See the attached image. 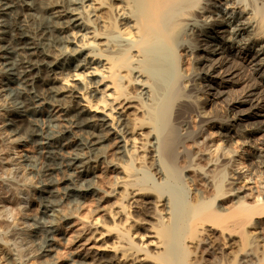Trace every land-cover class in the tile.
Wrapping results in <instances>:
<instances>
[{
  "label": "bare ground",
  "instance_id": "bare-ground-1",
  "mask_svg": "<svg viewBox=\"0 0 264 264\" xmlns=\"http://www.w3.org/2000/svg\"><path fill=\"white\" fill-rule=\"evenodd\" d=\"M225 1L223 6L222 0H52L49 3L0 0V77L4 79V82L0 79V98L6 96L12 100L9 110H0V139L4 140L3 134L8 131L10 137L25 136L23 142L36 148L35 156L25 155L18 162L11 158L7 164L10 171L22 165L38 176L36 188L43 215L27 225L35 237L32 245H25L28 253H13L10 262L36 263L35 258L51 251L57 228L70 219L71 213L60 214L61 208L79 204L77 199L94 191L95 175L90 165L104 162L105 151L101 149L110 139L117 141L121 159L125 158L121 165L115 163L123 176L116 179L118 191L113 188L110 191L111 195L121 196L120 206L116 203L118 212L115 210L119 216L112 217L113 222L120 217L127 222L129 210H139L140 204L162 208L159 212L163 216L155 210L159 216L157 226L150 225L146 234L139 232L126 239L124 234L132 228L128 226V230H123L126 233L115 235L116 240L110 244L113 227L98 233L103 245L99 251L110 256L96 264H145L149 259L158 263L156 257L162 255L160 250L165 246L167 250L163 252L167 256L162 260L166 264L171 259L172 264H186L172 252L180 240L192 243L201 230H211L218 232L231 247L237 241L236 233L244 232L255 219L264 218V147H253L259 150L258 167L263 176L260 200L255 202L232 182L228 190L224 189L225 174L217 178L209 176L212 172L209 168L215 170L224 155H237L235 149L222 146L223 139L239 136L234 130L236 110L242 107L250 110L246 118L249 121L257 115L263 116L257 122L261 126L245 136L242 141L245 146H249V138L264 133V0ZM102 9L101 17L103 14L105 20L99 19ZM211 9L220 18L223 14L231 17L228 21L223 19L225 22L211 21L209 15L205 16ZM227 26H234V36L246 35V41L228 44L224 39ZM194 53L201 55L195 57ZM185 57L199 63L198 73L189 76L175 69V63L178 65ZM194 78L199 81L197 88L190 83ZM185 79L188 84L182 86ZM207 88L217 98L230 90L238 94L240 102L225 105L221 114L214 117L203 118L197 112L199 125L190 133L186 115L198 106L194 99L196 92H205ZM130 116L137 118L131 120ZM204 123L215 128L219 136L215 159L210 160L206 170L192 164L176 169L179 153L184 151L177 152L183 141L194 137L201 138L200 142L207 141ZM253 156L252 152L250 164L254 163ZM146 157L154 161L151 168L154 172L148 177L150 184L138 178L144 172L141 167L131 168ZM188 168L201 174L202 193L209 198L206 201L197 191V203L177 208L176 202L166 194L171 187L166 192L161 186L160 191L154 179L165 183L170 178L178 182ZM58 174H62L59 180L54 177ZM232 175L238 176L236 170L233 169ZM55 186H60L61 191H55ZM227 193L232 194L226 197ZM0 199L2 218L16 206L10 198ZM175 219L180 221L177 223ZM135 237L138 242L133 244ZM187 247H182L183 252ZM205 250L213 255L214 264H242L251 253L238 250L227 262L224 259L227 253L222 249L207 246Z\"/></svg>",
  "mask_w": 264,
  "mask_h": 264
},
{
  "label": "rangeland",
  "instance_id": "rangeland-1",
  "mask_svg": "<svg viewBox=\"0 0 264 264\" xmlns=\"http://www.w3.org/2000/svg\"><path fill=\"white\" fill-rule=\"evenodd\" d=\"M51 1L52 0H45V2L47 3ZM221 4L224 6V4H226V1L222 0ZM102 11H104V9H102L101 12L99 13L100 14L99 19L105 20L103 14L101 17ZM208 15L210 16L209 20L212 19L211 21L215 20V22L219 20L221 21L223 19L225 21H228V19L231 17L229 14H223L224 17L220 18L221 15L214 13V9H211V12L207 13L205 16L207 17ZM202 19H205V17H203ZM209 20L207 19V22ZM224 20L223 22H225ZM230 27L227 26L226 31L224 33V39L228 44L229 43L230 44L231 43L242 44V42L246 41L247 39L246 35L242 34V36L241 35L234 36V31H235L233 28L234 26H230ZM197 54L199 56L201 55L199 53H194L193 56L196 57L198 56ZM187 58L188 57H185L182 60V62H180L178 65L175 63L176 65L175 69L181 74L193 76L194 74L199 72V68H200L199 63L192 61L190 58H189L190 60H188ZM1 62L2 60H0V63ZM0 79L4 82V79H2V77H0ZM184 82H183L184 84L182 83V86H185L188 84L187 83L188 81L186 82V79L184 80ZM190 83H192L193 86L197 88L198 86L197 83H199V81L194 78V80H192V82ZM5 97L6 96H3L0 98V110H3V111L9 110L12 107V100H10V98L8 97L6 98ZM194 97H195L194 99L196 100V101L194 100L195 103H198L196 104L198 105L196 108L197 111L194 110L186 115L187 117L186 120H188V123L190 126V129H189L190 133L195 132L199 125V122H198L199 116L197 112L200 111V114L201 116H203V118H208L210 116L214 117L215 115L217 116L221 114V111H223L225 105L230 104V103L240 102V99L238 98V94L234 92L232 93V91L230 90L225 91V93L222 96L217 98V96H213V90L207 88L205 92L197 91ZM243 108L245 107L241 108L243 113L241 112L240 109L239 111L236 110L237 112L235 111V113H237L236 114L237 122L235 124L234 130L237 131L239 136L228 139L227 141H225L224 139L222 140L223 141L222 146H224L225 148H229L230 150L235 149V151L237 152L236 154L238 156L235 155L232 157L231 153H227V155H224V160L220 163V165L217 166V168H215V170L213 169V167L209 168L208 165H209L210 160L213 158L215 159L216 152L214 150L216 149V145L219 144L220 142L218 141L219 136L215 134L217 130L209 126L210 125L209 123L207 124L204 123L203 127L204 129H206L205 130L206 132H204V135L206 133L205 136H207V141L200 142L202 139L199 137H196V138L194 137V139L192 140L189 139V140L183 141L181 148H179L177 151L179 153L184 150L182 153H179L180 155L178 156V159L176 162V169L180 170V169L185 168L188 164H192L194 167H197V166L202 167V168L204 167L205 170L207 168H209L210 170L212 169V172L209 173V176L213 175L212 177H214V175L215 177L216 176L218 177L219 174L220 175L225 174L227 177L225 178V182H224L225 184L223 187L224 189L228 190L231 187L230 183L232 182L234 183L236 187L239 186L241 191H245V193L256 202L258 201V199L259 200L261 199V196H259V194L261 191L262 181L260 180L263 176H261V173H259L260 169L258 167L260 165L259 164L260 160L258 158L259 152L257 151L259 150H255L253 147H256L258 149H261L264 147V133L260 134L261 138L259 137L260 135L255 136L253 139L249 138L247 143L249 144L250 147L245 146V144L242 143V141L244 140L245 136L248 135V132L250 130L258 127V125L261 126L257 122L263 119V116L257 115V117L252 118V120L250 121L246 120L247 116L249 115L250 110L246 108L243 109ZM132 118H137V117L132 116L131 120ZM217 125L219 127L220 123H217ZM262 128L264 129L263 125H262ZM144 131H147V129ZM3 136H4V140L0 139V158L2 161L4 158L5 161L2 162L0 160V162L3 163V164L0 163V198H10L12 201H14L16 208L13 211H10L9 214H5V216H3L2 218L0 217V264H6L7 262L9 264H15V261L10 262L11 258H13L12 257L13 253L16 254L17 252L18 253L20 252L21 254L23 253L26 255L29 249L25 248V245L26 247L28 245H32L33 240H35V237H33L32 229L30 230L27 227V225L32 224L33 219L42 217L43 215L41 214L42 207H41L40 197H39L40 193H39V190L36 188L39 185L38 179H37L38 176L30 174L29 170L25 168L24 166L22 167V165H19L20 167L18 169L20 171L18 169L15 171L11 169L10 171V169L8 168L10 166L7 164V161L11 158L17 159L16 162H18L19 160H21V157L25 155L35 156L36 148L31 143L23 142V140L25 139V136H23L24 139L22 138V136L10 137L8 135V131L5 133V135L3 134ZM8 137L9 139H7ZM140 139L141 138H139L138 141L143 142ZM236 141H239V142L236 143ZM199 142H200V145H199ZM106 144H108L106 145L107 147L105 146L104 147L105 149L104 148L101 149V152L105 151L104 152V156H105L104 162L105 163L99 162L97 164L92 163V165H90V167L92 166L91 173L92 175L93 174L95 175V177H93L94 179L93 185L96 190L94 189L93 192H88L86 194H83L82 198L77 199V200H80L79 204L78 202L77 204L71 203L70 205L71 208L63 205V207L61 208L62 213L60 214L63 215V214L71 213L70 219L62 223L61 226L57 228L58 232H56L55 236L53 237L54 241L52 240V243H51L52 244V247L50 249L51 251L45 254L43 257L40 256L38 258H35L36 263H32V264H80V262L82 261L90 262L89 264H96V263H99L101 259L102 260L105 259L104 261H106V259H108L110 255L102 254V251H99L101 249V246H103L102 239H100L101 237H99V234L103 232L104 229H108L109 227L110 229L111 227L114 228L112 229V233L114 237L113 235H110L112 239L108 240V244H110L116 240L115 237L119 235V233L121 232L126 233V231H123V230H128L127 229L128 226L132 228L131 230L130 229L128 230L129 232H127V234H124L125 238L128 236L130 238L131 234L133 235H139L141 233L146 234L147 230L150 229L149 228L150 225L151 226L153 225V227H155V225L157 226L158 217L163 216L162 213H160L162 212L161 211L162 208L160 209L159 207H156L155 209V207L150 208V206L148 205L142 206V204H140L139 210L134 209L133 212H132V209H130L131 211L129 210L131 215L129 214L130 216L128 217L130 219L129 220L127 219V222H126V219L123 220L121 217H120V220L122 219L121 221L123 223L119 219L116 220V218H115L116 221L113 222L114 216H119L118 215L119 213H117L118 212L117 206L121 202L120 201L121 196L111 195L112 192L110 191H112V188L115 192L118 191L117 190L118 188L115 187V182L117 181L116 180L117 177L120 178L123 176L121 173V168L117 167L115 163L121 165L123 162H125V158L121 159V155L119 154L118 147H116L117 141L115 139L107 140ZM252 152L254 154L252 158L254 163L250 164L249 155H251ZM200 153H202V155H200ZM247 154L249 155L247 156ZM185 155H188V156H185ZM190 159H191V162H190ZM113 164H115L114 165L115 167L111 166ZM141 164H136L133 166L135 168L133 167L131 168L133 170L134 169L137 170L139 167H141L144 172H142L138 176V178L140 177V180L143 182L146 180L148 184L152 183L150 182L151 180L148 179V177L150 178L149 173L151 174L154 172L151 169L153 167L154 161L146 157V160L142 161ZM188 169H186L187 171L186 170L183 171L184 178L178 182L177 181L174 182L170 178L165 183L161 180L159 181V180L154 179L157 185L159 184V186H157L156 188L159 189L160 191L163 190V191L168 192V190L170 191V187H171V191L166 194H169L170 199L172 197L173 200L171 199V201L176 202L175 205L177 208L178 207L180 208L179 205L181 206L186 205V204L194 205L195 203L198 202L197 191H199L200 193L204 191V188L202 187L203 178L201 174L198 173L197 171L195 172V170H193L194 168H190L189 169L190 171H188ZM233 169L236 170V172L238 173V176L232 175ZM226 173H229V174H226ZM59 176L61 177L62 174L54 175L55 179H58V178L60 179ZM161 186H162V190L160 189ZM166 186H168V188ZM55 187H56L55 191H58V189L60 190V186H55ZM72 193L75 194V192L73 191ZM231 194L227 193L226 197L230 196ZM202 195H204L205 197L207 194H205L204 192L202 193ZM209 195L210 197L213 195L212 189L210 190ZM152 198L150 197L149 199H152ZM208 198L205 197L204 199L207 201ZM224 198H225V195H224ZM21 199H25V201L23 202ZM116 203H118V205ZM216 203L217 201L215 202V204ZM17 204L19 205V207ZM155 210L158 211V213L160 214L159 216H158V213H156L157 211L155 212ZM181 217L182 215L180 216V219ZM132 220H134V222ZM178 220H176L177 223H178ZM143 221H145L146 223ZM176 222L172 221L171 223L174 224ZM119 223H121L122 225ZM171 223L169 224L168 222L167 225H170L173 228L174 225H172ZM179 232L181 231L179 230ZM199 235L200 236L197 239H194L192 243H187L182 240H180L178 243L176 242L177 244L175 246V249H173L172 252H174L173 254L175 255V257L178 256L179 260H181V263H182V259H184V262H186V264H190L191 262H195V264H214L213 255H211L210 253H207V251L205 250L207 246H211L214 248L222 249L225 253H227L225 254V258H224L227 262L233 259V257L235 256L234 254L237 253L238 250L240 251L248 250L251 252L250 256H246L245 263H242V264H264V218L255 219L254 222H251L249 226L244 228V232L241 231L240 233L239 232L236 233L234 239L237 241L231 247L228 244H226L227 242L225 238H223L216 231L201 230V233ZM125 238L123 239L125 240ZM7 240L11 242H8ZM136 240H137V237L132 239L133 244H136L138 242V240L137 241ZM205 241L207 244H205ZM187 245L188 247L186 249V252L185 251L183 252L182 247H185ZM13 247L15 248V250H18V251L15 252ZM24 248L28 249V251L24 250ZM166 248L167 247L165 246L163 250H160V252H162V255L160 256L153 255L154 258L157 256L156 260H159L157 261L158 263H156V261H153L155 259H151V260L149 259L150 262L148 260L146 261L147 263L145 262V264H154V263L164 264L165 262L162 259L164 258V255L165 257L167 256L166 252H163L167 250ZM30 250L32 249L30 248ZM25 251L26 253H24ZM20 253L18 255H20ZM180 256H183V257L180 258ZM33 260L34 258L31 261ZM172 262L173 260L171 259V263L169 264H172ZM124 264H131V262L124 263Z\"/></svg>",
  "mask_w": 264,
  "mask_h": 264
}]
</instances>
